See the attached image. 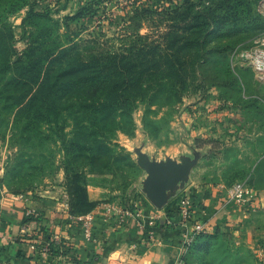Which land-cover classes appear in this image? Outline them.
Here are the masks:
<instances>
[{"label":"rangeland","instance_id":"obj_1","mask_svg":"<svg viewBox=\"0 0 264 264\" xmlns=\"http://www.w3.org/2000/svg\"><path fill=\"white\" fill-rule=\"evenodd\" d=\"M131 1L0 0V58L11 62L9 71L0 74V190L30 205L39 194L63 201L71 218L100 214L108 207L154 212L144 191L148 174L141 162L171 160L185 173L169 190L165 206L177 208V198L186 194L193 200L192 219L199 214L211 226L210 235L197 238L189 249L188 264H261L264 0H188L201 9L216 8L215 15L220 16V30L207 35L200 52L164 49L170 40H178L173 34L165 38L167 22L157 26L144 22L138 33L159 43L162 48L154 54L164 57L162 69L152 66L151 73L136 60V70H145L140 86L147 88V94H152L157 81L165 82L166 88L153 105H147L148 95L137 100L131 113L133 128L108 134L109 151L93 147L94 141L86 136L89 129L77 132L79 125L88 124L79 109L83 94L69 93L57 98L52 109L47 107L50 100L44 97L43 85L49 62L43 58L48 54L56 56L59 49L93 36L107 40L111 52L141 44L128 32L135 27L125 24ZM137 1L167 7L186 0ZM91 2H97L93 12L66 20ZM193 30L190 26L174 33L179 38L197 37ZM39 57L42 60L35 64ZM177 70L180 77L174 76ZM81 141L86 149H79ZM236 182L247 189L243 202L228 196ZM69 201L81 212L70 214ZM30 205L27 208L43 214Z\"/></svg>","mask_w":264,"mask_h":264},{"label":"trees","instance_id":"obj_2","mask_svg":"<svg viewBox=\"0 0 264 264\" xmlns=\"http://www.w3.org/2000/svg\"><path fill=\"white\" fill-rule=\"evenodd\" d=\"M96 5L97 2H91L88 6L79 8L74 14L66 16V20L82 17L90 11L93 12ZM128 6L131 7V15L127 16L125 24L135 27L134 30L128 32L135 36L136 41L142 40L140 45L130 44L123 49L111 52L108 49L107 40H100L98 36H93L59 49L56 56L48 54L46 58H43V60L47 59L49 62L45 69L43 85L47 89L44 92V97L50 100L47 107L52 109L57 98H65L69 93L77 92V94H83L85 97L78 100L79 109L87 117L88 124L79 125L77 132L82 134L83 129H89V133L86 136H89L94 141L92 143L93 147L105 151L111 150L109 146L111 138L108 134L113 135L116 130L128 133L133 128L131 113L137 100L146 99L144 95H148L149 99L146 103L147 105H153L154 101H156L155 99L159 97L158 94L162 93L163 95V90L166 88L165 82L157 81V84H152L154 87L152 94H147V88L142 89L140 86L141 75L145 70H136V60L144 63L146 71L151 73L153 71L151 69L152 66H156L157 70L162 69L160 67L162 66L161 59L164 57L160 54L156 56L154 54L156 49L161 50L162 48L159 43L149 42L147 41L148 34L141 35L138 33L144 22L150 23L151 26L167 22L168 29L164 34L165 38L173 34L178 40H170L172 42H169V46L166 43L164 49H171L170 47H172L175 49H190L197 52L204 51L207 35L216 32L218 29L220 30L221 27L217 24L220 16L215 15L216 8L205 10L204 7L201 9L188 0L179 6L167 7H161L157 3H153V6L152 4L142 5L137 0H133L128 3ZM29 13L30 11L27 14ZM190 26L194 28L192 34H198V36L193 38L180 36L179 38L176 34V29L182 31ZM177 41L181 45L176 43ZM165 52L166 56H171L168 50H165ZM41 60L42 57H39L35 64ZM18 61L19 63L23 62L21 57L18 58ZM19 63H16V67L22 68V64ZM167 63L170 62L167 61ZM53 64L57 66L54 70L50 68ZM10 67L9 58L3 60L0 58L1 75L7 73ZM25 70L34 71L32 68H26ZM174 76L180 77L178 70ZM152 85L150 84L148 88H151ZM135 93H142L143 96L138 98L137 95H134ZM122 118H126L124 124H121ZM80 143L78 145L79 149L87 148L86 142L81 141ZM68 204L70 214L81 212L71 201ZM166 208L168 211L173 212L175 218L177 217L176 209L173 206L168 205ZM42 219V214L37 213L29 215L26 221L39 222ZM41 231L43 232L42 240L49 241L52 233H49L46 228ZM207 235H210V233L197 235L188 246L183 257L185 264H188L187 254L189 249L195 244L196 239ZM36 246L40 248L41 245L37 244ZM60 246L62 245H51L48 255H56Z\"/></svg>","mask_w":264,"mask_h":264},{"label":"crops","instance_id":"obj_3","mask_svg":"<svg viewBox=\"0 0 264 264\" xmlns=\"http://www.w3.org/2000/svg\"><path fill=\"white\" fill-rule=\"evenodd\" d=\"M39 195L30 205L0 190V264H171L180 256L183 228L166 206L156 208V219L151 226H144L147 229L134 225L132 218L122 225L105 219V209L95 214L94 239L86 241L81 223L68 215L63 201ZM28 205L43 211L41 221H26ZM197 216L194 219H200ZM43 228L58 233L63 246L56 255L46 258L27 248L30 239L43 241ZM147 230L153 231L152 240L147 238Z\"/></svg>","mask_w":264,"mask_h":264},{"label":"built area","instance_id":"obj_4","mask_svg":"<svg viewBox=\"0 0 264 264\" xmlns=\"http://www.w3.org/2000/svg\"><path fill=\"white\" fill-rule=\"evenodd\" d=\"M229 198L236 200L238 202H243L247 199V189L242 182L234 183L228 190ZM175 205L176 216L178 218V224L183 228L181 233L182 240L180 243V256H178L171 264H185L184 255L188 249V246L196 238L197 235L203 233H209L211 226L206 221L202 219H192L194 208L193 200L183 194L180 198H177ZM156 208L154 212H145L144 210H116L115 207H108L105 212V219H110L113 222H116L118 225H122L126 222L127 218L138 219L137 224L141 228L144 226H151L154 220L156 219ZM26 216L28 217L31 214H36V211L28 208L26 210ZM114 215V217H112ZM138 217V218H136ZM76 219V222L81 223L82 235L86 241H93V226L95 221V213L88 212L82 215L73 217ZM113 218V219H111ZM148 239L152 240L154 238V233L151 230H147ZM28 250L32 254L39 255L43 258H46L51 245H58L60 243V235L58 233H53L49 241H39L36 239L28 240ZM37 244H40V248H37ZM67 264V263H62Z\"/></svg>","mask_w":264,"mask_h":264},{"label":"water","instance_id":"obj_5","mask_svg":"<svg viewBox=\"0 0 264 264\" xmlns=\"http://www.w3.org/2000/svg\"><path fill=\"white\" fill-rule=\"evenodd\" d=\"M141 166L148 174L144 187L147 199L156 208L165 206L170 198L169 190L182 179L185 168L171 160H146L141 162Z\"/></svg>","mask_w":264,"mask_h":264}]
</instances>
